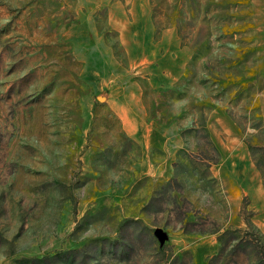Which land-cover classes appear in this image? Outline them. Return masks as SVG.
Wrapping results in <instances>:
<instances>
[{"label": "rangeland", "instance_id": "1", "mask_svg": "<svg viewBox=\"0 0 264 264\" xmlns=\"http://www.w3.org/2000/svg\"><path fill=\"white\" fill-rule=\"evenodd\" d=\"M0 264H264V0H0Z\"/></svg>", "mask_w": 264, "mask_h": 264}, {"label": "water", "instance_id": "2", "mask_svg": "<svg viewBox=\"0 0 264 264\" xmlns=\"http://www.w3.org/2000/svg\"><path fill=\"white\" fill-rule=\"evenodd\" d=\"M155 233H156V235L159 237V239L161 241H164L165 240V235L163 234V232H162L161 229H156Z\"/></svg>", "mask_w": 264, "mask_h": 264}]
</instances>
